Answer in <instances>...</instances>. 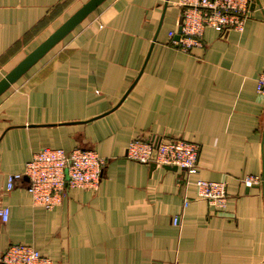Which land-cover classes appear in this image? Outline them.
<instances>
[{
	"label": "crops",
	"instance_id": "1",
	"mask_svg": "<svg viewBox=\"0 0 264 264\" xmlns=\"http://www.w3.org/2000/svg\"><path fill=\"white\" fill-rule=\"evenodd\" d=\"M86 1L0 0V79ZM179 1L104 0L0 94V254L21 243L52 264H264V195L239 181L264 176V0L242 32L206 28L187 51L169 36ZM148 135L199 144L190 180L226 181L225 207L179 169L126 158ZM77 146L106 159L96 190L68 189L51 210L26 178L6 190L41 147Z\"/></svg>",
	"mask_w": 264,
	"mask_h": 264
},
{
	"label": "built area",
	"instance_id": "2",
	"mask_svg": "<svg viewBox=\"0 0 264 264\" xmlns=\"http://www.w3.org/2000/svg\"><path fill=\"white\" fill-rule=\"evenodd\" d=\"M254 0H180L177 32H170L171 43L182 50L203 46V33L206 28L224 32H242L250 18ZM256 92L264 97V71L256 77ZM200 146L197 143L178 140H165L162 136H137L129 141L125 157L142 164L156 166H176L182 172V183L195 187L198 198L206 200L211 206L224 208L227 200L226 181L190 180L197 172ZM106 159L94 149L74 147L69 151L62 148L41 147L34 152L25 165L22 174L7 177L6 190H11L16 182L27 178L26 189L34 204L51 210L59 206L71 188L96 190L100 184ZM245 188H259L264 195V176L246 174L239 179ZM187 199L184 206H187ZM9 207L0 206V219L6 222ZM174 225L179 218L174 216ZM0 264H52L40 255L32 245L10 244L0 254Z\"/></svg>",
	"mask_w": 264,
	"mask_h": 264
},
{
	"label": "water",
	"instance_id": "3",
	"mask_svg": "<svg viewBox=\"0 0 264 264\" xmlns=\"http://www.w3.org/2000/svg\"><path fill=\"white\" fill-rule=\"evenodd\" d=\"M104 0H87L62 24H60L47 38L20 60L11 70L0 79V94L4 92L12 83L16 82L31 66H33L46 52L63 39L72 29H74L84 18L95 10ZM180 36V27L174 36L176 40ZM155 164H151L154 167ZM166 169L177 171L176 166H163ZM27 179V178H26Z\"/></svg>",
	"mask_w": 264,
	"mask_h": 264
},
{
	"label": "rangeland",
	"instance_id": "4",
	"mask_svg": "<svg viewBox=\"0 0 264 264\" xmlns=\"http://www.w3.org/2000/svg\"><path fill=\"white\" fill-rule=\"evenodd\" d=\"M30 80V79H29ZM32 82V81H31Z\"/></svg>",
	"mask_w": 264,
	"mask_h": 264
}]
</instances>
